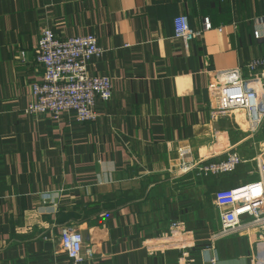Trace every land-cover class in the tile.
Wrapping results in <instances>:
<instances>
[{"label": "crops", "instance_id": "obj_1", "mask_svg": "<svg viewBox=\"0 0 264 264\" xmlns=\"http://www.w3.org/2000/svg\"><path fill=\"white\" fill-rule=\"evenodd\" d=\"M263 11L262 0H0V264H65L68 226L93 251L79 264H176L178 251L159 240L174 220L193 233L195 264H251V233L210 235L220 228L215 191L259 177L264 123L252 135L241 112L212 121L207 82L235 66L246 75L244 63L264 57L254 37ZM179 14L201 31L191 42L174 38ZM45 28L60 38L93 33L103 47L89 70L111 77L112 96L96 100L94 121L24 113ZM226 145L246 160L235 170H182L223 157Z\"/></svg>", "mask_w": 264, "mask_h": 264}, {"label": "built area", "instance_id": "obj_2", "mask_svg": "<svg viewBox=\"0 0 264 264\" xmlns=\"http://www.w3.org/2000/svg\"><path fill=\"white\" fill-rule=\"evenodd\" d=\"M262 1L264 8V0ZM259 21L263 26L254 30V37L264 39V11ZM173 28L174 38L184 43L201 35L200 30L190 27L186 14H179L174 18ZM208 28L210 24L205 21L203 29ZM35 48L34 61L42 68V74L39 80L30 84L32 99L25 106L24 113L31 116L51 113L57 116L63 112H72L81 122L94 121L98 116L95 110L96 100L108 101L112 96L111 77L108 74H93L89 70V64L104 53L96 35L86 33L60 38L51 29L45 28L40 32ZM19 52L23 59L25 51ZM244 68L246 75L240 66L210 73L207 82L208 107L212 121L227 118L234 111L241 110L247 132L253 135L264 123V57H252L244 63ZM216 154L224 156L199 157L189 163L183 162L182 170L194 168L199 175L222 176L246 161L240 152L229 145L223 146ZM179 155L182 157L185 152L179 150ZM258 174L257 179L215 191L220 228L210 235V241L214 243L245 231L251 233L254 239L250 253L251 264H264L262 161L258 164ZM59 239L60 251L66 258L65 264H79L87 258L93 259V251L84 245V237L79 228H63ZM159 240L170 241L168 246L178 251L176 264H195L194 236L184 221H172ZM152 241L155 242L154 239H148L143 243L150 253L155 251ZM209 261L214 263L216 257H211Z\"/></svg>", "mask_w": 264, "mask_h": 264}, {"label": "rangeland", "instance_id": "obj_3", "mask_svg": "<svg viewBox=\"0 0 264 264\" xmlns=\"http://www.w3.org/2000/svg\"><path fill=\"white\" fill-rule=\"evenodd\" d=\"M238 111V110H237ZM238 112H241L242 113V111L241 110H239ZM241 150H244V149H247V146H245V145H241L240 147H239ZM261 148H263V147H261ZM240 168V166L238 167V169ZM240 170V169H239ZM239 170H237V174L239 173ZM242 174L243 175H241L242 176V178L241 179H245V178H243V177H245L246 175H245V173H244V171L242 172Z\"/></svg>", "mask_w": 264, "mask_h": 264}, {"label": "bare ground", "instance_id": "obj_4", "mask_svg": "<svg viewBox=\"0 0 264 264\" xmlns=\"http://www.w3.org/2000/svg\"><path fill=\"white\" fill-rule=\"evenodd\" d=\"M161 244H162V245H169V244H170V241H168V240H163Z\"/></svg>", "mask_w": 264, "mask_h": 264}]
</instances>
